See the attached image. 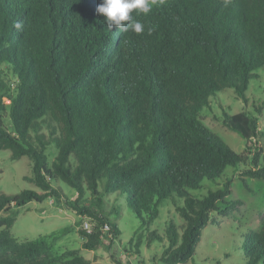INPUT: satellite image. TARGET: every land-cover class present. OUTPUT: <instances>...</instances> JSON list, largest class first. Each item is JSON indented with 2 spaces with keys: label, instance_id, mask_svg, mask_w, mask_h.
I'll list each match as a JSON object with an SVG mask.
<instances>
[{
  "label": "trees",
  "instance_id": "trees-1",
  "mask_svg": "<svg viewBox=\"0 0 264 264\" xmlns=\"http://www.w3.org/2000/svg\"><path fill=\"white\" fill-rule=\"evenodd\" d=\"M100 2L0 0V151L31 161L37 189L0 194V264H88L80 256L56 261L45 242L10 234L14 209L60 200L56 183L76 192L71 210L96 224L81 233L85 250L110 246L119 235V211L109 219L105 196L123 198L146 225L162 201L182 199L183 225L170 221L164 237L153 231L146 240L165 242L161 264H186L231 183L202 199L189 191L245 164L203 126L200 113L228 88L247 103V86L264 68V0H155L147 15L133 12L144 26L140 34L109 31L96 12ZM263 108L255 116L222 111L221 122L249 142L258 137ZM48 147L56 150L51 163ZM260 155L258 148L254 164ZM239 176L261 178L264 166ZM241 249L244 264H264V218Z\"/></svg>",
  "mask_w": 264,
  "mask_h": 264
},
{
  "label": "rangeland",
  "instance_id": "rangeland-1",
  "mask_svg": "<svg viewBox=\"0 0 264 264\" xmlns=\"http://www.w3.org/2000/svg\"><path fill=\"white\" fill-rule=\"evenodd\" d=\"M257 78L250 80L244 104L236 97L234 90L225 89L210 98L209 106L200 113V121L205 128L219 137L234 153L245 156L244 165L227 167L222 176L215 181L204 180L199 188L189 191L195 199H202L208 191L222 189L229 181L231 193L223 203L218 204L219 212L233 201H240L236 209L227 216H220L219 212L210 215V221L203 228L194 255L186 264H244L245 257L241 246L247 234L255 233L260 228L264 218V176L249 178L239 176L245 170H254L264 166V108L258 117V137L245 142L236 133L226 129L222 122V111L229 115L248 112L255 116V108L264 104V68L255 72ZM248 146L251 150L245 151ZM261 149L258 163H253L254 153ZM56 150L48 147L46 150L48 163L55 157ZM31 161L22 157L13 160L8 150L0 151V194L14 196L24 190H37L31 178ZM257 166V167H256ZM60 192V200L49 198L42 203H29L14 209L16 219L10 228V234L17 241H43L47 244L52 258L63 261L72 256H80L88 264H161L159 258L165 245L157 241L147 243L148 232H156L164 237L165 229L170 221L180 228L183 220L177 212L182 206V199L172 197L164 200L158 207L157 219L149 225L143 224L133 212L129 211L123 198L116 195L105 196L104 210L111 214L115 209L119 211L114 219L119 229V235L110 246L100 245L94 250H85L82 244L85 238L81 233L83 222L96 227L93 220L80 218L71 210L77 200V194L71 188L61 183L54 184ZM84 205L90 204V196L85 193ZM109 238V236H107ZM138 246V247H137ZM137 247V249H136ZM138 250L139 254H136Z\"/></svg>",
  "mask_w": 264,
  "mask_h": 264
},
{
  "label": "clouds",
  "instance_id": "clouds-1",
  "mask_svg": "<svg viewBox=\"0 0 264 264\" xmlns=\"http://www.w3.org/2000/svg\"><path fill=\"white\" fill-rule=\"evenodd\" d=\"M155 0H101L96 7L97 14L104 17L109 31H132L140 34L144 31L143 24L134 19L133 12L147 15L151 12Z\"/></svg>",
  "mask_w": 264,
  "mask_h": 264
},
{
  "label": "built area",
  "instance_id": "built-area-1",
  "mask_svg": "<svg viewBox=\"0 0 264 264\" xmlns=\"http://www.w3.org/2000/svg\"><path fill=\"white\" fill-rule=\"evenodd\" d=\"M83 229H84L85 232L88 233V234L91 233L92 230H93L92 227H91V225L88 224L87 222H83ZM103 229H104V230H107V226L104 225V226H103Z\"/></svg>",
  "mask_w": 264,
  "mask_h": 264
}]
</instances>
